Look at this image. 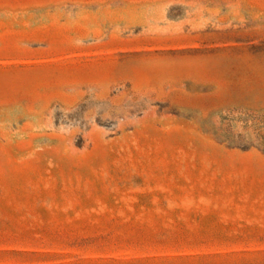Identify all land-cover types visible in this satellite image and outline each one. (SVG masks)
<instances>
[{
  "label": "rangeland",
  "instance_id": "1",
  "mask_svg": "<svg viewBox=\"0 0 264 264\" xmlns=\"http://www.w3.org/2000/svg\"><path fill=\"white\" fill-rule=\"evenodd\" d=\"M0 264H264V0H0Z\"/></svg>",
  "mask_w": 264,
  "mask_h": 264
}]
</instances>
